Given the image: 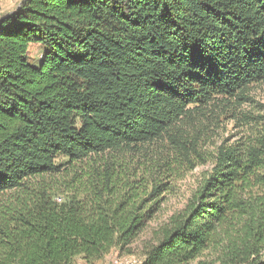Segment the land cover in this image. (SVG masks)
<instances>
[{
  "label": "trees",
  "instance_id": "16d2710c",
  "mask_svg": "<svg viewBox=\"0 0 264 264\" xmlns=\"http://www.w3.org/2000/svg\"><path fill=\"white\" fill-rule=\"evenodd\" d=\"M263 80L264 0H23L0 19V264H90L135 242L165 187L120 195L129 152L168 139L196 168L182 122ZM214 156L142 264H264V130Z\"/></svg>",
  "mask_w": 264,
  "mask_h": 264
},
{
  "label": "rangeland",
  "instance_id": "374dc122",
  "mask_svg": "<svg viewBox=\"0 0 264 264\" xmlns=\"http://www.w3.org/2000/svg\"><path fill=\"white\" fill-rule=\"evenodd\" d=\"M23 0H0V19L9 14L11 9L17 7ZM30 50L32 61L40 57L42 47L33 44ZM205 112L195 111L192 118L182 122L190 134L198 135V148L206 158L200 161L196 168L190 169L189 165H182L178 162L173 153L168 139H161L151 144L140 145L138 149L129 152L124 160L126 170L130 177H126V184L119 189L120 195L132 196L139 201L150 197V193L156 186L165 187L162 193L163 201L160 204L159 212L148 223L141 236L132 244L126 245L123 250L114 249L103 260L90 264H112L116 258L134 256L143 261V253L146 242L154 237L155 232L162 223L169 221L170 217L179 212L188 202L194 190L197 188L204 175L210 173L215 166L214 154L220 146H232L237 142H250L264 130V80L252 84L245 94L233 96L231 99L221 98L210 106L205 107ZM59 163L66 161V158L58 157ZM99 162H102L99 160ZM87 164H78L75 168L80 171ZM170 165L175 168V174L166 170ZM71 172V171H70ZM65 173V171H64ZM66 178L71 179L68 175ZM66 178L61 174L48 176L45 182L60 186L67 183ZM66 181V182H65ZM14 192L0 195V202L11 199ZM61 196L64 195L61 193ZM157 196L147 202L150 206ZM212 259V257H205ZM76 264H89L78 257ZM191 264H198L192 262Z\"/></svg>",
  "mask_w": 264,
  "mask_h": 264
},
{
  "label": "built area",
  "instance_id": "2783aa9c",
  "mask_svg": "<svg viewBox=\"0 0 264 264\" xmlns=\"http://www.w3.org/2000/svg\"><path fill=\"white\" fill-rule=\"evenodd\" d=\"M61 201V198H58ZM112 264H142V262L134 256L123 258H116L113 260Z\"/></svg>",
  "mask_w": 264,
  "mask_h": 264
},
{
  "label": "crops",
  "instance_id": "0c3cea01",
  "mask_svg": "<svg viewBox=\"0 0 264 264\" xmlns=\"http://www.w3.org/2000/svg\"><path fill=\"white\" fill-rule=\"evenodd\" d=\"M15 8H16V6H15ZM15 8L11 9V10H10V11H11L10 13H12V12L14 11Z\"/></svg>",
  "mask_w": 264,
  "mask_h": 264
}]
</instances>
